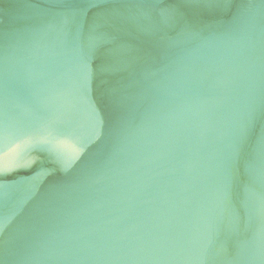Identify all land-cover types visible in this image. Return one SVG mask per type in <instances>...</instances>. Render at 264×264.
<instances>
[{"label":"water","instance_id":"obj_1","mask_svg":"<svg viewBox=\"0 0 264 264\" xmlns=\"http://www.w3.org/2000/svg\"><path fill=\"white\" fill-rule=\"evenodd\" d=\"M0 264H264V0H0Z\"/></svg>","mask_w":264,"mask_h":264}]
</instances>
